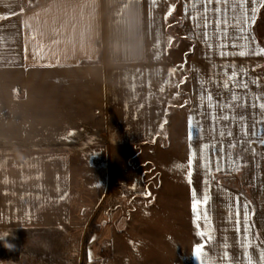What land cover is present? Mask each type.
<instances>
[{
  "label": "crops",
  "instance_id": "crops-1",
  "mask_svg": "<svg viewBox=\"0 0 264 264\" xmlns=\"http://www.w3.org/2000/svg\"><path fill=\"white\" fill-rule=\"evenodd\" d=\"M170 2L0 0V264H82L87 210L74 190L88 180L97 188L90 220L107 201L122 203L126 231L137 218L157 220L133 206L145 186L135 159L149 154L169 110ZM178 2L193 44L189 264H264V0L213 2L207 25L202 0ZM111 185L124 193L108 196ZM193 190L209 197L199 221Z\"/></svg>",
  "mask_w": 264,
  "mask_h": 264
},
{
  "label": "rangeland",
  "instance_id": "rangeland-1",
  "mask_svg": "<svg viewBox=\"0 0 264 264\" xmlns=\"http://www.w3.org/2000/svg\"><path fill=\"white\" fill-rule=\"evenodd\" d=\"M171 4L172 2L170 6ZM170 23L174 26L169 35V57L172 64L169 110L159 134L147 148L149 154L145 155L146 158L139 156L135 159V167L143 169L141 173L145 186L143 189L134 190L133 206L151 212L158 211V218L157 220L153 217L137 218L133 222V231H126L127 224L129 227L132 223L129 220L126 222L122 203L118 202L112 207L107 201L90 220V209L94 207L97 198L95 182L88 180L90 184L84 191L82 188H75V196L79 199L78 207L84 206L87 210L85 216L79 214L80 228L87 227L82 246V263L85 238L90 225H94L89 235L88 257L84 264H92L94 261L113 264V260L115 264H142V261L144 264H189V245L193 241V236L190 235L192 227L187 215L189 209L187 195L190 193L191 185L185 141L190 103L188 59L191 44L184 38L181 25L175 24V20ZM258 31L264 40V30L260 25ZM166 148L170 149L164 151ZM100 156L106 157L105 153L98 154L97 157ZM98 172L104 184L110 170L102 164ZM87 174L86 178L90 173ZM103 189L105 187L102 186L101 191ZM106 191L108 196L115 193L121 196L124 193L123 189L115 185L106 186ZM113 239L116 241L117 249L112 248ZM6 264L27 263L23 260H9Z\"/></svg>",
  "mask_w": 264,
  "mask_h": 264
},
{
  "label": "snow or ice",
  "instance_id": "snow-or-ice-1",
  "mask_svg": "<svg viewBox=\"0 0 264 264\" xmlns=\"http://www.w3.org/2000/svg\"><path fill=\"white\" fill-rule=\"evenodd\" d=\"M213 2H215L217 5H220V4H227L228 0H202V3L204 5V8L202 9V11L204 14L205 25H207V20H208L207 13L210 10V6L213 4ZM241 2L246 3L247 0H241ZM213 11L219 12L220 9L217 8V9H214ZM253 11H255V9H253ZM193 19L199 21L200 14L198 13L196 16L193 17ZM195 27L198 28L199 23H197L195 25ZM240 54L244 55V53H240ZM257 54H264V50H262L261 53H257ZM225 87H227V85H225ZM209 99H211V97H209ZM253 106H255V105H253ZM259 107L261 109H264V104H260ZM233 147H234V145H233ZM192 198H193V202H192L191 207H192L193 212L196 213V217H195L196 221H199L201 219V214H200L198 205L201 204V200L206 204L209 197H208V194L205 193L202 198H197V193L195 190H193L192 191ZM206 217H207V214L205 213V218ZM199 227H200V225H199V223H197V228H199ZM199 235L203 236V233H200ZM195 251H196V254L199 256L201 254V247L197 246ZM250 264H251V262H250Z\"/></svg>",
  "mask_w": 264,
  "mask_h": 264
},
{
  "label": "trees",
  "instance_id": "trees-1",
  "mask_svg": "<svg viewBox=\"0 0 264 264\" xmlns=\"http://www.w3.org/2000/svg\"><path fill=\"white\" fill-rule=\"evenodd\" d=\"M179 10V2L178 0H173L171 6L168 9L167 12V35H168V41H169V35L171 34V28L174 26L173 23H170V21L175 20V24L178 23L181 25V28H183L184 26V18L179 14L178 12ZM192 49H193V44H191V51L190 53H192ZM189 53V56L191 55ZM94 227V225L92 226V224L90 225L89 231L87 232L86 238H85V248H84V259H83V263H85V259H87V255H88V248H87V244L89 242V235L92 233V228Z\"/></svg>",
  "mask_w": 264,
  "mask_h": 264
},
{
  "label": "built area",
  "instance_id": "built-area-1",
  "mask_svg": "<svg viewBox=\"0 0 264 264\" xmlns=\"http://www.w3.org/2000/svg\"><path fill=\"white\" fill-rule=\"evenodd\" d=\"M92 264H101V262L100 261H94Z\"/></svg>",
  "mask_w": 264,
  "mask_h": 264
}]
</instances>
